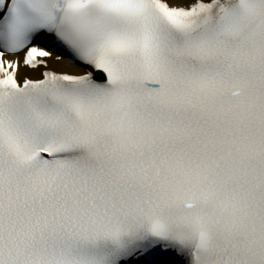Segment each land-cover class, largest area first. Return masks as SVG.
<instances>
[{"label": "snow or ice", "instance_id": "6c2138e0", "mask_svg": "<svg viewBox=\"0 0 264 264\" xmlns=\"http://www.w3.org/2000/svg\"><path fill=\"white\" fill-rule=\"evenodd\" d=\"M0 264H264V0H0Z\"/></svg>", "mask_w": 264, "mask_h": 264}]
</instances>
